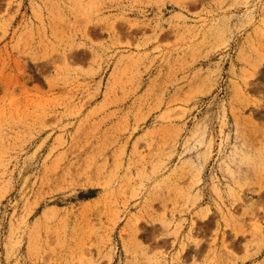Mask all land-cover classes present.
<instances>
[{"label":"rangeland","instance_id":"obj_1","mask_svg":"<svg viewBox=\"0 0 264 264\" xmlns=\"http://www.w3.org/2000/svg\"><path fill=\"white\" fill-rule=\"evenodd\" d=\"M0 264H264V0H0Z\"/></svg>","mask_w":264,"mask_h":264},{"label":"bare ground","instance_id":"obj_2","mask_svg":"<svg viewBox=\"0 0 264 264\" xmlns=\"http://www.w3.org/2000/svg\"><path fill=\"white\" fill-rule=\"evenodd\" d=\"M70 60H71V59H70ZM70 60H69V61H70ZM76 111H77V110H76ZM207 216H208V215H207Z\"/></svg>","mask_w":264,"mask_h":264}]
</instances>
